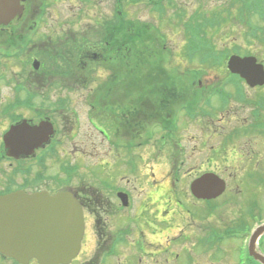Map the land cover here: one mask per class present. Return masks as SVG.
Returning <instances> with one entry per match:
<instances>
[{
	"label": "flooded vegetation",
	"instance_id": "1",
	"mask_svg": "<svg viewBox=\"0 0 264 264\" xmlns=\"http://www.w3.org/2000/svg\"><path fill=\"white\" fill-rule=\"evenodd\" d=\"M30 1L14 0V18L8 23H0V38L2 40L0 42V64L6 65L8 62L14 61L19 65L30 66L25 77H10L0 72V105H4L1 109L0 119L8 123L6 129L0 134V178L5 181H0V185H4L0 189V193L17 189L34 191L33 188L37 187L50 191L69 189L75 193L84 209L86 230L83 245L91 237L89 234H92L91 238L93 239L91 251H86L90 256L82 260L80 264H111L114 261L111 259L115 255L118 257L117 264H142V257L135 263L138 254L134 255L133 251L124 258L119 257L118 251H116L118 243L126 240L134 241L135 248L137 247L138 251L147 254L148 251L153 250L148 247L163 246L161 241L163 237L166 240L161 253L173 251L171 248L179 242L176 240H180L182 237L192 245L193 238L190 234L187 235L185 228L195 229L196 219L185 207L181 196H186L185 191H191V184L200 176L214 172L226 181L225 192L220 196H227L223 200L222 206L231 203L240 205L237 198L244 197L248 186L252 190L253 200L250 203L256 210H260L256 213L257 216L254 217L253 222L244 216V213L248 212L245 209L237 211L236 214L239 216L233 214L232 217L220 220L221 226L223 225L221 233L229 238L224 241L221 251L226 243L236 241L232 239L234 236L238 241H241L244 235H247L243 238V243L246 245L245 250L248 251L247 245L251 232L258 224L264 222V213L261 211L264 206H259L255 201L258 195L264 196V153L257 148L260 142L252 143L251 146H255L253 150L248 144L238 145L239 150L236 154H239V165L237 170L230 172L228 177L224 175V170L214 163L189 166L190 159L206 157L205 152H209L210 149L218 152L217 147L209 145L212 131L210 123L202 121L204 120L202 118L205 117L211 119L210 115L215 113V111L213 112L214 108L210 107L212 111L204 109V107L200 109L201 104L194 103V100L198 101V99L201 103L207 101L209 98L207 91L202 89L201 96L197 97L200 89L177 90L178 84L184 85V82L175 81L171 86H168L170 89L166 94L162 91L159 92L157 88L113 87L112 81L119 74L125 75V80L130 78L142 80L146 76L161 77L162 75L182 79L189 78L191 74L165 70L138 73L118 71L116 68L115 70L112 63L120 61L114 58V47H119L118 53H126L122 62H127L128 55L135 53L132 47L135 45V41L130 39L114 41L113 14L105 16L104 24L101 26L86 23L80 28L67 29L66 21L62 20L63 14L56 10V6L63 3L64 0H55L54 2L53 0H37L36 12L31 11L28 7ZM78 1L84 2V6L79 9L80 18H84L89 14L88 8L92 0ZM151 16L153 15L151 14ZM25 17L32 19L26 30L22 28ZM15 25L18 27L10 30ZM6 29L7 32H5ZM44 30L46 32L52 30L53 35L43 41L40 39L35 49L34 44L44 33ZM21 32H26L23 39L11 43L9 38ZM156 42L159 49L155 47L153 50L147 51L144 40L138 41V45L142 61L146 58V52H151L157 58L155 66L158 69L163 51L160 47V40ZM72 48H74L76 68L79 70L82 68L84 71L98 70L95 65L99 61L101 65L105 66L106 77L109 87H111L106 93L109 96L108 100L112 101L115 94L119 92L124 94V97H117V101H112L111 107L108 106V112L106 110L108 124L104 130L103 141L107 148V154L103 161H98L102 165L100 169L104 172V176L93 170L91 175L95 178H90L92 183L81 180L82 169L73 167L77 164L68 166L69 161L61 163L59 170L54 172L56 169L49 162L51 158L58 157L60 151L65 149L66 137L61 135L58 120L63 118L59 113L65 111V60L68 51L71 52ZM171 51L175 52L172 48ZM36 61L39 62V67ZM33 65L36 66V69L33 68ZM225 73L229 75V73ZM90 77L97 79L98 76L96 73H91ZM126 84L129 85V82ZM205 84L209 85L207 81ZM82 89L78 87L76 91ZM92 100L96 104H90L91 116L101 119L102 114L97 108L98 102L95 97H92ZM24 111L32 116L29 117L27 114L25 116L22 113ZM19 116H24L21 119L29 120L30 131L23 137L24 141L29 143L39 142L38 134L41 132L39 129H34L35 125L40 124L43 120H51L54 125L51 127L49 138L40 144L34 152L16 157L9 154L10 149L5 146L4 136L11 125L19 121ZM225 117L226 115L223 116V120ZM185 121L190 126L193 123L199 124L197 126L198 138L195 142L202 141H200V145L192 149H189L188 141L182 136L186 131L185 125L182 124ZM246 125L245 122L242 127ZM214 131L216 135H220L222 129ZM257 137L262 138L261 142H264L263 136L257 135ZM71 138L69 135L68 139ZM66 167L69 170L66 171ZM49 170L54 173L52 175L46 173ZM161 171H164L163 175H161ZM1 174L7 175L5 179ZM96 180H99L100 183H96ZM73 182L75 185H72ZM183 184L185 188H182ZM205 202L207 201H192L193 205H203ZM179 207H183V209L177 210ZM205 217L203 215L200 221L202 226L200 240L203 239L209 228L206 225L207 221H203ZM257 218H259L258 221ZM179 220L182 221L184 227L180 229L178 235L174 233V227L175 224L179 225ZM184 249L190 264L195 263L196 255L199 259L200 253H203L189 251L188 248ZM240 249L237 246V251ZM83 250H85V246L82 247L79 255L71 264L79 261L83 256ZM258 250L264 254L263 246ZM223 253L219 252V257L223 256ZM179 257L180 260L183 259L182 255L175 254L174 260L178 262ZM0 264H2L1 261ZM198 264H203V262ZM250 264H261V262L250 257Z\"/></svg>",
	"mask_w": 264,
	"mask_h": 264
},
{
	"label": "rangeland",
	"instance_id": "2",
	"mask_svg": "<svg viewBox=\"0 0 264 264\" xmlns=\"http://www.w3.org/2000/svg\"><path fill=\"white\" fill-rule=\"evenodd\" d=\"M55 0H53L54 2ZM172 2V0H171ZM175 4L174 6L169 5L166 9L165 14L162 17V20L160 21L159 17L157 15L151 16L149 13L150 8L146 6V2L142 1L137 4H133L124 1V7L127 13L129 14V18L134 20V26H139L138 24L141 21H149L153 20L158 26L161 28L163 32H165L168 36V44L171 46L175 51V56L173 59V65L171 67H176L181 71H186L191 66H199L200 62L198 60H190L185 55V44H186V37L184 35V31L182 30V22L177 19V13L179 11L185 10V17L183 20L189 18L192 14L195 12H204L213 20H218L221 22V26L219 30H208V36L210 40L214 43L215 48H217L218 52H226V51H233L237 50L240 52V55H246V54H253L256 55L261 62L264 63V49L261 44L257 42V44H254L251 37H247L245 35V27L241 26L239 22L236 20L235 12L237 11L238 4H235L234 0H173ZM112 0H92L91 5H89L88 11L89 14L85 15L84 18H80V7L84 6L83 1L78 0H64L63 3L56 6V10L63 14V19L67 23V29H74V28H80L82 25L86 23H92L93 25L98 24V26H101L105 21V16H110L112 14ZM28 7L31 11L36 12L37 10V0H31L28 3ZM229 9L231 11V15L229 14ZM29 10V11H30ZM30 11V13H31ZM53 12V10L51 9ZM176 11V12H175ZM32 14V13H31ZM233 14V15H232ZM30 17L24 18V26L22 24L23 29H27L29 27V24L31 23ZM71 26V27H70ZM18 27V25H15L12 27L14 28ZM66 28V27H65ZM7 32V29L5 30ZM44 33L41 34L40 38L35 42L34 48L39 44V41L48 39L51 35H53L52 30L50 32L43 31ZM26 35V32H21L15 36L10 37L11 43H16L17 41H20L23 39V37ZM153 36V35H152ZM154 38V43L157 49H159L156 39ZM0 38V42H1ZM6 41V40H5ZM227 55V54H226ZM227 57L225 58V64L223 68H219L217 64H210L207 70L204 69V71L208 74L204 75L202 78H204L205 81L209 83V85L214 84V86L217 84L220 79L224 78L226 76L227 72ZM136 63L135 66L132 68L134 69H140L145 68L148 72H155V71H164L161 70L162 65L160 68L157 69L155 66V63H146L135 60ZM8 65V66H6ZM0 64L1 70L0 72H3L4 74L9 75L10 77H16L21 76L25 77L27 72L30 70V66L27 64H21L19 65L17 62L10 61L7 64ZM131 66L128 64V62H115L114 68L118 69V71H129V68L127 66ZM169 67V65H167ZM91 74V73H90ZM97 75L101 76V78L97 77V79H92L90 81V76H88L86 85L87 89H82L79 91H67L65 92L66 95V103L65 105V111L60 112L59 115L62 116V119L58 120V125L61 127V135L66 137L65 138V149L60 151L59 156L56 158L50 159V165L54 167L56 170H59L61 163H66L69 161L68 164H79L81 166L82 172H81V180L82 181H88V183H92L91 179L89 178L90 171L89 168H94L97 174L104 176V172L101 171L100 167L102 165L100 164L101 159L106 157L105 154H107V148L105 146V142L102 140L100 133H98L94 126L90 123L88 116V99L90 97H95L96 101L98 102L97 108L99 109V113L101 112L102 116H100V120L103 124L107 125V116L105 115L106 110L109 111L108 106L111 107L112 101H117L118 98L124 97V94L122 92H119L118 94H115L116 96L113 98V100H108L109 96L106 95L109 88V84L107 83V71L104 69H99L97 72ZM122 78H125V75L119 74L116 76L115 79H113V87H141L146 86L145 89H148L147 87L152 85H157L158 87L163 86L164 84H167L174 78L176 81L179 82H185L182 79L176 78V77H167L165 75H162L161 77H144L142 81H136L133 82V84L127 85V80L122 81ZM238 80L237 78H234ZM30 80V79H29ZM189 83L186 82V86L184 90H188L191 87H189ZM42 87V85H39ZM184 87V86H183ZM50 89V88H49ZM129 89V88H128ZM227 90L231 91L232 88L228 87ZM250 94V92L248 93ZM264 95V88L259 90H253L251 91L250 98L252 100L257 99V96ZM131 97V95H129ZM129 96H126L127 98ZM211 98V105L214 108L213 111H215L214 116L209 119L208 117L202 118L204 120L203 123H207L211 125L212 131L209 138V145H214L217 147L218 152L216 153L213 151V149H210L209 152H205L206 157H200V158H193L189 160L188 165L189 166H198L207 164V163H214L217 165V167L222 168L224 170L225 176H230V172H235L239 165V154H236L237 150H239L238 145L242 146L245 144L252 145L254 141H259L260 145L257 146L258 149H261L264 153V142H261L260 137H257V134L253 132L254 130H246L245 128H242L243 123L248 124L251 122V112L250 109L253 107V105L249 104L245 105V103L239 102V100L236 99V97L233 95V98L230 99L229 103L224 106L223 102L220 100V98L216 94H212L210 96ZM199 100V99H198ZM201 105L204 106V103ZM4 105H0V116H1V109ZM67 106V107H66ZM72 109H75V114L72 113ZM212 110V109H211ZM25 116L27 114V111L22 112ZM29 117L32 116V114H27ZM226 115L225 119L223 120V116ZM229 118H228V117ZM195 121V120H194ZM193 121V122H194ZM60 123V124H59ZM190 123V122H189ZM7 121L4 122L0 119V134L6 129L7 127ZM186 127L185 133L182 134V136L186 139L187 145L189 149L194 148L197 145H200V141L195 142L198 138V125L197 123H193L192 126L187 125V121L182 123ZM239 129V132L236 134H232V131L235 129ZM222 129V132L220 135H216L214 130ZM184 131V127H183ZM245 131V132H244ZM248 131V132H247ZM64 134V135H63ZM71 136V139H68V136ZM224 135L228 138L229 136L232 138V140H224ZM259 135H263L264 133H260ZM192 137V138H190ZM204 140V139H203ZM1 141V140H0ZM72 142V143H71ZM255 146H251L250 149L253 150ZM97 157H93V156ZM105 155V156H104ZM82 156L85 158L82 159ZM80 157V158H79ZM62 159V160H59ZM228 159V160H226ZM25 163V162H24ZM27 163V162H26ZM87 168V169H85ZM198 169V167H197ZM53 171L49 170V172H46L50 175L54 173ZM123 174H126L123 172ZM164 174V171H161V175ZM3 175V174H1ZM7 175L4 174L3 178L5 179ZM186 179V178H185ZM0 181L2 179L0 178ZM5 182V181H2ZM183 182V181H182ZM79 184V183H77ZM72 185H75V182L72 183ZM4 187V185H0V189ZM182 188H185L184 184L182 185ZM183 192V191H182ZM251 188L248 186L246 188V192L243 198L238 197L237 201L241 205H238L236 203H231L227 206H220L219 208L214 209L213 212H208V209H205L204 205L195 204L193 205L192 201L195 199L191 197L192 195L189 193V191H185L186 196H181V198L184 200V205L189 209V211L192 212V214L195 217L194 224L196 225L195 229H191L190 227H186V233L187 235L190 234L192 236V245L187 241L184 240L183 237L177 242V244L173 245V248H171L173 251H169V253H161L162 247L165 245L166 238L163 237L161 241L163 242V246H158L156 248L154 247H148V249H153L151 251H148L149 253H144L142 251H138L139 248H135L134 241L131 242V240H126L119 242L117 245L116 251H118L119 257H126L127 254H130L131 251H133L134 255H137L135 258V263L137 262V259L142 257L143 263L142 264H179L184 260V264H190L188 261V258L185 256L186 251L184 248H188L189 251H202L203 253H200L199 259L196 255V261L195 264H198L199 262H203L204 264H236L237 262V246L238 242L236 241H230L229 243H226L224 245V249L222 252L223 256L219 257L218 253L213 254L215 251H219V249H213V250H206L203 248L201 242H199V236L202 235V226H201V217L206 216L205 220L207 221V224L210 228V230L213 229H221V221L227 219L228 217H232L233 214L236 216H239V214H236L238 210L240 209H247L250 207V201L253 200V196ZM224 196L221 199L217 200L215 204L222 205L223 200L225 199ZM255 201L258 203L259 206H264V196L258 195L255 199ZM257 205V206H258ZM258 206V207H259ZM178 209H183V207H179ZM264 212V208L262 209ZM246 214L244 213V216ZM179 225L175 224L174 227V233L180 234V229L184 227L182 224V221L179 220ZM195 231V232H194ZM89 236L92 237V234H89ZM89 238V240L85 243V250L82 254L83 256L80 257L78 262H74L73 264H80L82 260H84L86 257H89V253L86 251H91L93 247V239ZM206 243L209 248H212L213 246H218L221 244V242H218V232L214 233L212 232L210 235H206ZM197 240V241H196ZM227 240V239H226ZM199 243V244H197ZM259 243L264 247V237H262L261 240H259ZM182 247V248H181ZM141 252V253H139ZM170 253L171 256H170ZM175 254L182 255V258L178 262L174 260ZM1 257V256H0ZM168 257V258H166ZM178 259V257H176ZM0 260L2 261V264H14L11 261H6V258L1 257ZM111 260H114L111 264H117L118 257L115 255ZM169 260V261H168ZM5 261V262H4ZM36 264V263H35ZM183 264V263H182Z\"/></svg>",
	"mask_w": 264,
	"mask_h": 264
},
{
	"label": "water",
	"instance_id": "3",
	"mask_svg": "<svg viewBox=\"0 0 264 264\" xmlns=\"http://www.w3.org/2000/svg\"><path fill=\"white\" fill-rule=\"evenodd\" d=\"M13 2L0 0V23H8L14 17ZM229 68L252 86L264 84V66L254 56L233 55ZM208 185L214 190H205ZM222 190V180L212 174L193 184L194 194L198 197L212 198ZM262 231L264 227L258 234ZM83 232L81 208L68 194L54 197L14 194L0 198V251L21 262L28 263L36 257L40 264L69 263L79 253ZM251 254L264 263V257L254 253L253 247Z\"/></svg>",
	"mask_w": 264,
	"mask_h": 264
},
{
	"label": "trees",
	"instance_id": "4",
	"mask_svg": "<svg viewBox=\"0 0 264 264\" xmlns=\"http://www.w3.org/2000/svg\"><path fill=\"white\" fill-rule=\"evenodd\" d=\"M235 4H238L237 11L235 12V17L236 20L239 22V24L243 27H245V35L247 37H251L252 41L254 44H259L262 45L264 49V0H234ZM168 4H172V6L175 5L171 2H168ZM165 6V7H164ZM166 8V4L161 5V12L164 13ZM229 14L231 15V11L229 9ZM185 15V11H179L177 13V18L179 21L183 19V16ZM233 15V14H232ZM221 26V22L218 20H213L209 16H206V13H198L196 16H194V19L190 21V23L187 25V29L189 31V35L191 36L189 39H192L193 41H200V40H207L209 41L210 38L208 36V30H219ZM138 27H135L134 31H138ZM142 31V30H141ZM132 37L133 40L138 41V39L142 40L145 39L146 37L145 34L139 38V34H135ZM147 36V35H146ZM153 37H147L146 40L151 41ZM136 44L133 45L132 47H135V49L138 51H135L136 56H131L130 58V64L131 66H135L136 63L133 62L134 60H143L140 57L139 54V45L138 42H135ZM147 46V47H146ZM146 50H153L152 47L149 45L145 44ZM198 48V45L195 44L194 42L191 45L192 50H196ZM213 54L210 53L209 58L206 62L212 63ZM70 57V58H68ZM115 57V56H114ZM137 57V58H136ZM153 54L151 52H146V59L151 61L153 60ZM65 71H66V77H69V81L73 82V85L78 84L81 80H84V84L87 82V78L85 75L84 76V69L82 68L79 70L76 68L75 64V53H74V48H72L71 52L68 51L67 53V58L65 60ZM133 68H130L132 70ZM89 71H92L89 69Z\"/></svg>",
	"mask_w": 264,
	"mask_h": 264
}]
</instances>
